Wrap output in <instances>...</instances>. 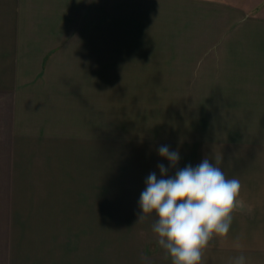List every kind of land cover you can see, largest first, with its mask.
<instances>
[{
  "label": "crops",
  "instance_id": "0c3cea01",
  "mask_svg": "<svg viewBox=\"0 0 264 264\" xmlns=\"http://www.w3.org/2000/svg\"><path fill=\"white\" fill-rule=\"evenodd\" d=\"M160 53L166 67H193L195 82L207 85L197 93L206 105L197 104L193 113L195 141L179 136L167 144L180 152L178 167L196 166L204 158L214 163L219 155L226 176L242 184L228 239L210 243L204 264H229L239 255L247 264H264V0H0L1 223H10L13 215L7 183L15 179V168H10L16 163L15 149L29 138H64L53 126L60 122L56 113H37L29 104L28 94L40 98L30 86L45 82L44 69H74L71 75L90 79L94 74V82L104 84L109 66L126 67L132 79L125 82L134 83L135 68L156 64ZM79 109L83 113L68 118V145L87 147L94 135L100 143V168L96 180L91 171L90 178L72 177L78 179L73 197L80 192L76 184L99 186L94 193L98 205L79 211L85 221H98L100 243L113 246L100 252V264H171L151 230L155 216L137 222L146 177L152 171L159 176L157 165L168 166V161L156 149L142 162L124 149L108 147L100 142L108 139L106 107ZM109 156L114 162L109 163ZM237 238L240 249L233 246ZM2 240L0 264H13ZM74 254L57 259L91 264V255Z\"/></svg>",
  "mask_w": 264,
  "mask_h": 264
},
{
  "label": "rangeland",
  "instance_id": "374dc122",
  "mask_svg": "<svg viewBox=\"0 0 264 264\" xmlns=\"http://www.w3.org/2000/svg\"><path fill=\"white\" fill-rule=\"evenodd\" d=\"M159 55L163 57L164 53ZM162 57L156 64L150 62L135 68L138 74L133 78L134 83L125 82L132 79L130 68L109 66L104 84H96L94 74L89 79L77 73L71 75L74 69H44L45 82L29 85L35 88L31 91L40 95L35 99L28 94L30 107L36 108L37 113L44 114L47 110L56 113L60 122L56 124L57 120L53 126L60 128L59 138H64L54 140L52 135L44 139L29 138L15 149L16 163L10 165L11 169L15 168V179L7 183L12 193L10 201L14 200L13 215L10 223L0 220V238L6 241L5 248L10 250L13 264H63L68 260L57 257H69L72 252L76 257L89 254L91 264H100V252L112 250L113 246L100 243L98 221H85V213L79 211L98 205L94 193L99 186L90 182L84 189L83 184H76L80 192L78 197H73L78 180L72 178L74 175L90 178L87 172L91 171L95 173L94 180L99 179L100 143L93 133L87 147L68 145V118L83 113L79 108L93 112L94 107H106L108 139L100 142L124 149L127 156L135 154L142 162L147 159V153L160 145H169L179 136L189 143L195 141L196 133L190 129L195 122L193 113L197 104L206 105V100H199L197 93L203 92L207 85L195 82V68L166 67ZM64 71L68 73L63 74ZM68 77H75L78 82H58ZM83 79L91 82L82 83ZM182 122L183 129L178 130ZM108 160L114 162L111 156ZM72 206L75 211L70 213Z\"/></svg>",
  "mask_w": 264,
  "mask_h": 264
},
{
  "label": "clouds",
  "instance_id": "9594fccd",
  "mask_svg": "<svg viewBox=\"0 0 264 264\" xmlns=\"http://www.w3.org/2000/svg\"><path fill=\"white\" fill-rule=\"evenodd\" d=\"M157 153L168 161V166L159 163V176L152 171L146 177L137 222L155 216L151 230L171 264H204L210 243L217 238L221 242L228 239L241 202V181L226 176L219 155L214 163L204 158L196 166L188 164L180 168L178 149L160 145ZM172 170L174 174L170 175ZM233 246L243 247L239 238ZM229 264H247V260L239 255Z\"/></svg>",
  "mask_w": 264,
  "mask_h": 264
}]
</instances>
